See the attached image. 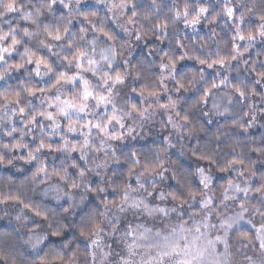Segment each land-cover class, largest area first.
Returning a JSON list of instances; mask_svg holds the SVG:
<instances>
[{
	"label": "clouds",
	"instance_id": "obj_1",
	"mask_svg": "<svg viewBox=\"0 0 264 264\" xmlns=\"http://www.w3.org/2000/svg\"><path fill=\"white\" fill-rule=\"evenodd\" d=\"M0 264H264V0H0Z\"/></svg>",
	"mask_w": 264,
	"mask_h": 264
}]
</instances>
